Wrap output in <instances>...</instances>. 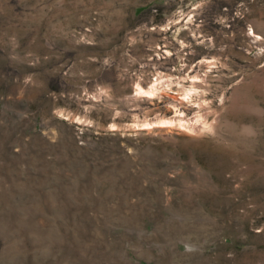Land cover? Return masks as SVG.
<instances>
[{"label":"rangeland","instance_id":"374dc122","mask_svg":"<svg viewBox=\"0 0 264 264\" xmlns=\"http://www.w3.org/2000/svg\"><path fill=\"white\" fill-rule=\"evenodd\" d=\"M0 264H264V0H0Z\"/></svg>","mask_w":264,"mask_h":264},{"label":"bare ground","instance_id":"6f19581e","mask_svg":"<svg viewBox=\"0 0 264 264\" xmlns=\"http://www.w3.org/2000/svg\"><path fill=\"white\" fill-rule=\"evenodd\" d=\"M154 85V84H153ZM153 88V87H152ZM150 90V89H149ZM152 90V89H151ZM141 92V91H140ZM147 92H149V91H147ZM150 92H152V91H150ZM161 121V120H160ZM186 122L187 121H184V120H182L181 118H173V120H168V121H161L160 123V125H165V124H167V125H169V124H172V125H176V126H182V127H184V128H186V126L187 127H189V125L187 124L186 125ZM165 123V124H164ZM197 123V122H196ZM153 124V123H152ZM157 124H159V123H157ZM190 124H193V123H190ZM142 125V127H144V128H146V127H150L151 126V123H142L141 124ZM155 125H156V122H155ZM167 125H165V126H167ZM191 126V125H190Z\"/></svg>","mask_w":264,"mask_h":264}]
</instances>
